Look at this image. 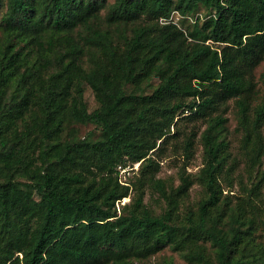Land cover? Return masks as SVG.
<instances>
[{
    "label": "trees",
    "instance_id": "1",
    "mask_svg": "<svg viewBox=\"0 0 264 264\" xmlns=\"http://www.w3.org/2000/svg\"><path fill=\"white\" fill-rule=\"evenodd\" d=\"M0 30V264H128L166 244L191 264H264L258 204L233 207L220 178L233 101L248 173L264 179V0H0ZM70 117L99 136L65 135ZM198 136L205 193L181 220ZM171 143L185 162L167 186L157 173ZM137 162L138 193L119 212L131 185L119 166Z\"/></svg>",
    "mask_w": 264,
    "mask_h": 264
},
{
    "label": "rangeland",
    "instance_id": "2",
    "mask_svg": "<svg viewBox=\"0 0 264 264\" xmlns=\"http://www.w3.org/2000/svg\"><path fill=\"white\" fill-rule=\"evenodd\" d=\"M110 3L113 0H109ZM108 6L103 10L105 15L108 11ZM206 14L205 9L199 11L197 15L204 16ZM180 14L174 11L169 18L175 22L178 21ZM191 20H193L191 18ZM2 33L0 30V37ZM89 59V54L85 56ZM255 80L257 81V92L255 94V102H259L264 97V59L256 66L254 70ZM84 95L87 101L89 110H93L99 107V101L97 100L95 93L88 83H84ZM228 121L226 123L225 134L229 141V152L230 157L226 162L224 170L221 173V183L223 185L224 195H228L231 200V205L233 207L239 206L246 208V213H251L252 210L249 200L258 204V209L260 211V217L262 220L258 221L255 229V241L264 244V179L260 180V172L262 167L256 168L251 173H248L247 164L245 157L243 155L242 149L240 147L242 132L238 125V110L232 101L231 107L227 112ZM201 124L197 122L195 126ZM181 126L184 130H188L185 121H181ZM66 134L71 137H90L97 138L100 134V129L96 124L92 122H82L78 121L74 117H70L66 125ZM182 141V138L180 137ZM179 148V149H176ZM179 146L173 145L172 143L168 145V149L165 155L161 158V166L157 173V176L162 178V180L169 186L170 184L176 185L179 179V169L183 166L185 162V156ZM204 145L201 142L199 136L196 139L194 146L193 156L190 163L187 166L189 172L192 173L195 180L192 184L189 195L185 198L184 202L180 208L181 220H186L185 216L190 208L196 209L198 201L203 197L205 193L204 185L196 178L197 173L204 165ZM141 162L134 163V165L124 166L123 169H119V181L122 184H130L129 194L117 200L118 211L121 212L122 205L130 203L135 198L138 193L137 182H138V169ZM120 168V167H119ZM229 169V171H227ZM135 183V184H133ZM258 183L259 187L257 195H253L249 198V190L251 187ZM143 202L151 208L154 212L159 213L163 210L165 205L162 198H160L159 192L155 187L150 184L145 186V193L143 197ZM112 264V263H110ZM128 264H191L189 263L183 255L174 250L171 245H164L158 252L142 259H132Z\"/></svg>",
    "mask_w": 264,
    "mask_h": 264
},
{
    "label": "built area",
    "instance_id": "3",
    "mask_svg": "<svg viewBox=\"0 0 264 264\" xmlns=\"http://www.w3.org/2000/svg\"><path fill=\"white\" fill-rule=\"evenodd\" d=\"M119 167H120V169H123V168H124V167H123V166H121V165H120Z\"/></svg>",
    "mask_w": 264,
    "mask_h": 264
}]
</instances>
